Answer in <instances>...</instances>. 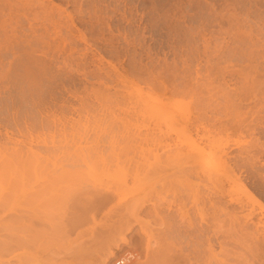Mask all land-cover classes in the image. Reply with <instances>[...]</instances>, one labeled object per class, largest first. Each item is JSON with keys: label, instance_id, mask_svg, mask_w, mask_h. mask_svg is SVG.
<instances>
[{"label": "rangeland", "instance_id": "1", "mask_svg": "<svg viewBox=\"0 0 264 264\" xmlns=\"http://www.w3.org/2000/svg\"><path fill=\"white\" fill-rule=\"evenodd\" d=\"M0 200V264H240L264 231V0H0Z\"/></svg>", "mask_w": 264, "mask_h": 264}, {"label": "bare ground", "instance_id": "2", "mask_svg": "<svg viewBox=\"0 0 264 264\" xmlns=\"http://www.w3.org/2000/svg\"><path fill=\"white\" fill-rule=\"evenodd\" d=\"M191 148H192V147H191ZM185 150H186V149H185ZM192 150H194V148H192ZM192 150H190V149L188 150V149H187V151H190V152H191ZM195 150H196V149H195ZM195 150H194V151H195ZM187 151H186V152H187ZM194 151H193V152H194ZM196 151H197V150H196ZM81 152H82V151H81ZM186 152H185V153H186ZM183 153H184V152H183ZM197 153H198V151H197ZM82 154H83V153H82ZM90 154H91V153H90ZM95 154H98L97 150H96ZM187 155H188V156H191V155H189V154H187ZM195 155H196V154H195ZM192 156H193V153H192ZM192 156H191V157H192ZM187 158H188V157H186V159H187ZM189 158H190V157H189ZM191 159H192V158H191ZM188 160H189V159H188ZM191 161H193V160H191ZM194 162H195V161H194ZM28 163H29V162H28ZM28 163H26V160H24L22 157H19V158H17V161H14V162L8 163V165H4L3 168H4L5 171H10V169L12 170L13 168H14V169H15V168H16V169H19V168H26V165H28ZM159 163H160V162H159ZM161 163H162V161H161ZM164 164H165V163H164ZM193 164H194V163H193ZM200 164L202 165L201 162H200ZM154 165L157 166L158 163H156V164H154ZM154 165H151V167H152L153 169H157V167H155ZM191 165H192V164H191ZM153 166H154V167H153ZM194 166H195V164H194ZM194 166L190 167V169H192V168L194 169ZM202 166H203V165H202ZM17 167H19V168H17ZM149 167H150V166H149ZM151 167H150V168H151ZM196 167H198V166H196ZM226 167H227V166H226ZM158 168H160V166H158ZM162 168H165V167L162 166L160 169H162ZM14 169H13V170H14ZM153 169H151L152 172H154V171H157V172H158V169H157V170H153ZM180 169H181V170H180V173H181L182 170H184L185 168H184V169H183V168H180ZM186 169H187V168H186ZM186 169H185V171H186ZM190 169H189V170H190ZM193 169H192L191 171H188V170H187L188 172H182V173H183V174H186V173H189V172H190L189 174H191L192 171H193ZM195 169H196V168H195ZM199 169H200V168L198 167V170H199ZM212 169H213V168H212ZM212 169H211V170H212ZM215 169H218V168H215ZM226 169H227V168H226ZM226 169H225V173H226V171H227ZM162 170H163V169H162ZM200 170H201V169H200ZM211 170H208V171L211 172ZM220 170H221V169H220ZM231 170H232V169H231ZM196 171H197V170H196ZM202 171H203V170H202ZM208 171H206L205 173H207ZM212 171H213V170H212ZM222 171H223V170H222ZM160 172H161V171H159V173H160ZM217 172H218V171H217ZM217 172H216V173H217ZM155 173H156V172H155ZM195 173H196V172H195ZM197 173L199 174V172H197ZM227 173H228V172H227ZM227 173H226L225 175H228ZM231 173H232V172H231ZM157 174H158V173H157ZM193 174H194V173H193ZM202 174H203V173H202ZM208 174H209V172H208ZM208 174H207V175H208ZM155 175H156V174H155ZM194 175H195V174H194ZM196 175H197V174H196ZM203 175H204V174H203ZM198 176H200V175H198ZM214 176H215V175H214ZM214 176H213V177H214ZM221 176H222V179H223L224 177H223L222 173L218 172V174H217L216 177H218V179H220ZM228 176H229V175H228ZM203 177H204V176H203ZM208 177H210V176H208ZM226 178H227V177H226ZM208 179H209V178H208ZM212 180H213V178H212ZM219 181H220V180H219ZM7 190H8V189H7ZM7 190H6V191H7ZM4 192H5V191H4ZM7 192H8V191H7ZM216 193L219 194L220 191H219V192H216ZM9 194H11V193H8V194H6V195H3L4 198H5V196L7 197V198H5V201H7V200L9 199L8 202H10V197H8V196H10ZM213 194H214V193H213ZM214 195H215V194H214ZM216 197H217V196H216ZM210 198H211V197H210ZM210 198H209V199H210ZM220 198H221V199H219V197H218V200H222V197H220ZM209 199H208V200H209ZM212 199H213V198H212ZM212 199H211V200H212ZM216 200H217V199H216ZM0 201H1V200H0ZM214 201H215V200H214ZM1 202H2V201H1ZM208 202H210V200H209ZM211 202H212V201H211ZM217 202H221V201H217ZM217 202H216V203L213 202V204L215 203L216 206H213V204H212V206H213V207H218V206H220V205L217 206ZM222 202H223V200H222ZM224 203H225V202H224ZM6 204H8V203H6ZM209 204H210V203H209ZM225 206H226V205H223L222 208H224ZM222 208H221V206H220V209H222ZM215 209H216V208H214L213 210H215ZM218 209H219V208H218ZM226 209H227V208H226ZM226 209L224 208V210H226ZM263 209H264V206H263ZM222 210H223V209H222ZM222 210H221V212H223ZM219 211H220V210H218L217 212L219 213ZM233 211H234V210H233ZM213 213H215V211H214ZM218 213H217V214H214V215H218ZM73 215H74V214H73ZM80 215H81V214H80ZM80 215H79V216L77 215L75 218L78 217L77 219L79 220V219L82 217V216H80ZM79 217H80V218H79ZM216 217H217V216H216ZM217 218H218V217H217ZM213 219H215V217H214ZM215 220H217V219H215ZM6 221H7V220H6ZM191 222H192V221H191ZM9 224H10V223H9ZM193 224H194V223H193ZM205 224H206V223H205ZM207 224H208V222H207ZM6 225H8V224H6ZM2 226H3L2 229H5V228H4L5 224H3ZM10 226H11V225H10ZM191 226H192V225H191ZM199 226H200V225H199ZM201 226H202V225H201ZM7 227H8V226H7ZM187 227H188V226H187ZM192 227H193V226H192ZM204 227H205V226H204ZM204 227H203V228H204ZM198 228H200V227H198ZM201 228H202V227H201ZM201 228H200V230H202ZM6 229H7V228H6ZM236 229H237V228H236ZM197 230H198V229H197ZM204 230H205V229H204ZM202 231H203V230H202ZM206 231H207V230H206ZM251 231H252V230H251ZM200 232H201V231H200ZM237 233H238V232H237ZM246 233H247V231H246ZM239 234H240V233H239ZM242 235H243V236H242ZM240 236H242V237H240L241 240L243 239L242 242H243V241H246V240H244L245 238H248V239L251 240V242H250V241L248 242V240H247L248 245H249V243H251V244H252V243H253V244L256 243L257 245L255 244L256 246H255V250H254V245H253V244H252V247L250 246L251 244L249 245V248H250V247L252 248V249H251V248L249 249V248H248V245L246 244L247 242H246V243L243 242V244L245 243L246 245H245V244L243 245L242 243H240L241 246H245L247 249H249V251H246L247 249H246V250L244 249V250L246 251V253L248 252L247 255H246V253H243V252H242V253H239V255L237 256V259H238L237 262H239L240 264H256V263H258V264H264V231H262V232H261V231H260V232L255 231L254 233L249 232V233H247V234H242V233H241ZM1 237H2V236H1ZM1 237H0V238H1ZM9 237L12 238V235H11V236H9V235L7 236V238H9ZM16 239L18 240V238H16ZM0 240L2 241V240H5V239H0ZM18 241H19V240H18ZM15 242H16V243H19V242H17V241H15ZM15 242H13V243H15ZM2 243H3V246H5V245H4L5 242H2ZM6 243H7V240H6ZM8 243H9V241H8ZM10 243H12V239H11ZM10 243L8 244V245H10L8 248L11 247V244H10ZM203 244H204V243H203ZM12 245H14V244H12ZM172 245H173V244H172ZM172 245L166 247L167 249H165V248L162 249V247H161L162 252H161L160 254L157 253L158 255L155 254L157 251H156V252H155V251L153 252V253L156 255V256H155V255L153 254L155 257L159 256L158 258H155V257H154V259H156L155 261H156L158 264H166L167 261H168V264H182L185 260H186V262H187V263L185 262L186 264H194V263H195V264H199L200 258H201V256H203V255H201V253H202L201 250L198 248V247H200V245L197 246V247H193V248H194V249L192 250L193 257H190L191 254H189V252H188V254H187L186 252H185V254L182 253V251H183L182 249H183V248L181 249L182 251H181V250H176L177 248L179 249L180 247H177V248L175 247V248H176V249H175V248L172 247ZM194 245L196 246V244H194ZM194 245H193V246H194ZM0 246H2V245L0 244ZM3 246H2V248H3ZM17 246H18V245H17ZM241 246H240V247H241ZM6 247H7V246H6ZM6 247H4L3 250H4V249H5V250H10V249H6ZM12 247H13V246H12ZM202 247H203V245H202ZM208 247H210V246H208ZM211 247H212V246H211ZM211 247H210V249H211ZM238 247H239V246H238ZM245 247H241V248H245ZM2 248L0 247V249H2ZM158 248H160V246H159ZM158 248H157L156 250H158ZM203 248H204V247H203ZM189 249H190V248H189ZM207 249H208L207 251H209V248H207ZM212 249H213V247H212ZM236 249H237V248H236ZM13 250H14V248H13ZM187 250H188V249H187ZM203 250H204V249H202V251H203ZM242 250H243V249H242ZM159 251H160V249H159ZM163 251L166 252V253H165L166 255L164 254ZM210 251L212 252V250H210ZM210 251H209V252H210ZM4 252H5V251H4ZM7 252H8V251H7ZM183 252H184V251H183ZM214 252H215V251H214ZM5 253H6V252H5ZM8 253H9V252H8ZM10 253H11V252H10ZM190 253H191V252H190ZM203 253H204V256H205V250L203 251ZM168 254H172V256H170V258H169V256H167ZM236 254H237V253H236ZM164 255L167 256L169 259H167V257L165 258ZM209 255H210V257H211V255H213V254H209ZM209 255H207V256H209ZM5 257H6V256H5ZM175 258H178L180 262H181V258H183L184 261H183V259H182V263H180L179 261H176L177 259L175 260ZM202 259H203V257H202ZM193 260H194V261H193ZM217 260H218V259H216L215 261H216V262H219V261H217ZM155 261L152 262V263L156 264ZM175 261H176V262H175ZM191 261H192L193 263H192ZM202 261H203V260H202ZM204 261H206V259H205ZM216 262H215V263H216ZM185 263H183V264H185ZM203 263H205V262H203ZM222 263H223V262H222ZM3 264H4V263H3ZM208 264H209V263H208ZM210 264H211V263H210ZM216 264H217V263H216ZM220 264H221V263H220ZM223 264H225V263H223Z\"/></svg>", "mask_w": 264, "mask_h": 264}, {"label": "built area", "instance_id": "3", "mask_svg": "<svg viewBox=\"0 0 264 264\" xmlns=\"http://www.w3.org/2000/svg\"><path fill=\"white\" fill-rule=\"evenodd\" d=\"M129 259L126 257L120 258L116 261V264H128Z\"/></svg>", "mask_w": 264, "mask_h": 264}]
</instances>
